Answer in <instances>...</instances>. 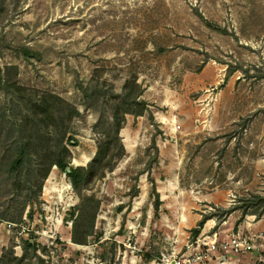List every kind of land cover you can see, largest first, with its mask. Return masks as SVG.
I'll return each instance as SVG.
<instances>
[{
    "label": "rangeland",
    "instance_id": "obj_1",
    "mask_svg": "<svg viewBox=\"0 0 264 264\" xmlns=\"http://www.w3.org/2000/svg\"><path fill=\"white\" fill-rule=\"evenodd\" d=\"M2 4L0 39L8 44L0 65L9 67L7 79L21 87L24 101L58 98L49 97L47 106L62 119L45 116L40 128L66 131L69 165L92 161L102 139L100 113L110 115L117 103L121 109L114 97L126 85L139 86L145 108L124 115L123 156L79 192L55 165L38 190L39 160L25 168L33 174L26 185L13 187L0 175V255L26 253L43 264H161L162 255L185 264H264L257 222L264 217L257 198L264 197V0ZM8 45L34 56L24 58ZM69 106L78 111L71 119ZM232 207L220 221L222 209ZM202 215L211 218L193 238ZM77 216L84 243L71 240ZM5 221L30 230L8 231ZM214 232L218 240L239 234L245 247L192 260L196 241ZM27 239L35 253L24 252Z\"/></svg>",
    "mask_w": 264,
    "mask_h": 264
},
{
    "label": "trees",
    "instance_id": "obj_2",
    "mask_svg": "<svg viewBox=\"0 0 264 264\" xmlns=\"http://www.w3.org/2000/svg\"><path fill=\"white\" fill-rule=\"evenodd\" d=\"M2 3L3 0H0V6ZM7 44L8 43L3 38L0 39V51H2V48ZM8 46L24 58L34 56V51H32V49H18V47L12 45ZM8 69V66L3 68L0 65V92L5 98L3 103L0 104V149L2 150H0V152L3 153L0 155V165L5 167L3 171L0 170V175L3 174L5 176V182L8 185L13 187H19L22 183L26 185L33 174L29 173V169L26 172L25 168L30 166L31 161L34 160H39L36 166L37 169L38 167L41 169V171L38 169L41 175V180L37 185L38 190L41 189V182L49 174L52 165H55L68 175L73 188L78 192L80 188L90 180L103 176L105 171L112 170L116 159L122 157L125 152L119 136L124 115L129 113L138 116L142 115L144 112L145 101L140 99L141 91L138 85L134 84L130 87L126 85L124 91L114 97L117 98V100L119 98L121 109H118L117 103L110 115L106 116L100 113L96 126L102 128L100 131L102 133V139L98 144L95 155L87 167H73L69 165V160L67 159L68 149L63 145V138L66 135V131L55 133L57 130H55L56 127H54L49 134L47 131H42L40 128V123L44 121L45 116L52 118V120L56 118L62 119V117H59L60 115L57 114L56 110L47 106L49 97L55 100H58V98L54 95H48L49 97L42 96L39 99H30L27 97V101H24L21 87L11 84L7 79ZM229 75L230 72L226 74L224 79L227 80ZM59 102L63 103L64 101L59 99ZM128 104H133L135 109L129 107ZM69 107L70 113L68 118L71 119L78 111L73 106ZM120 110L121 118L119 117ZM50 124H46L47 128ZM53 124V126H55L57 123L53 121ZM46 133L48 134L45 136ZM29 198L30 195L26 192L23 196V201H21V207L17 209L18 217L22 216L24 207H26ZM257 198L261 200L264 206V197L257 196ZM85 199L88 202L93 200L92 197H87ZM96 210L97 205L93 208L91 213V229L96 216ZM233 210H235V207L222 209V217L218 219L220 221L225 220V217ZM244 214L245 212H242L236 225L243 219ZM26 215L31 219L32 211L29 210ZM209 218H211L210 215H202V218L197 222V226L191 229L193 238L199 234L205 221ZM79 219L80 216L75 217L71 240L75 243H84L86 237L80 238L77 232V221ZM90 234L91 231H87V235ZM35 246L37 245L32 240L27 239L23 241L24 252L31 250L32 253H35ZM36 258L38 262L33 263L31 259L26 257V253L22 254L20 257H15L11 254L7 257V254L4 253L0 255V264H43L42 259L37 256Z\"/></svg>",
    "mask_w": 264,
    "mask_h": 264
},
{
    "label": "built area",
    "instance_id": "obj_3",
    "mask_svg": "<svg viewBox=\"0 0 264 264\" xmlns=\"http://www.w3.org/2000/svg\"><path fill=\"white\" fill-rule=\"evenodd\" d=\"M4 226L7 228L8 231L14 230V229H19L18 234H22L24 232L29 231L30 229L28 226L22 225V223H15L11 221H5L3 222ZM21 224V225H20ZM203 239H198L196 241V245L194 247V255L192 256V260L198 261L201 260L202 258L207 257L210 254H214L217 251H221L223 253H226L230 250H241L242 248L245 247V238H241L239 234H232L229 237H226L224 239L218 240L216 238V235L213 234L212 238L209 240ZM201 245H205V249L201 247ZM161 264H185L183 260L181 259H171L167 255H162L160 258Z\"/></svg>",
    "mask_w": 264,
    "mask_h": 264
},
{
    "label": "crops",
    "instance_id": "obj_4",
    "mask_svg": "<svg viewBox=\"0 0 264 264\" xmlns=\"http://www.w3.org/2000/svg\"><path fill=\"white\" fill-rule=\"evenodd\" d=\"M229 222V221H228ZM258 224H259V227L262 229L263 233H264V217L260 218L258 221ZM210 226H212V223L210 224ZM209 226V227H210ZM242 226H244L243 228H246L245 227V224H242L241 226L239 225L238 228H242ZM213 234H216V232H214Z\"/></svg>",
    "mask_w": 264,
    "mask_h": 264
}]
</instances>
